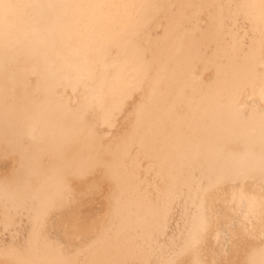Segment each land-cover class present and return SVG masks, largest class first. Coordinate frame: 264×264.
<instances>
[{
	"label": "bare ground",
	"instance_id": "bare-ground-1",
	"mask_svg": "<svg viewBox=\"0 0 264 264\" xmlns=\"http://www.w3.org/2000/svg\"><path fill=\"white\" fill-rule=\"evenodd\" d=\"M0 264H264V0H0Z\"/></svg>",
	"mask_w": 264,
	"mask_h": 264
}]
</instances>
